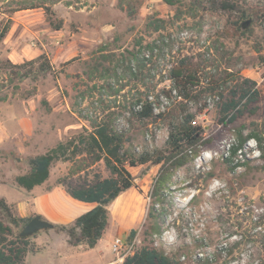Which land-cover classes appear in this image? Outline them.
Segmentation results:
<instances>
[{"label":"rangeland","instance_id":"374dc122","mask_svg":"<svg viewBox=\"0 0 264 264\" xmlns=\"http://www.w3.org/2000/svg\"><path fill=\"white\" fill-rule=\"evenodd\" d=\"M40 1L0 0V23L12 20L0 43V62L22 63L45 54L56 69L19 79L0 68V199L12 206L13 216L40 214L51 223L69 225L93 206L78 203L57 183L74 171L71 180L80 182L82 159L56 162L48 181L31 191L15 181L29 171L30 157L93 124L112 122L125 134V148L140 153L165 148L170 124L195 112L196 123L214 144L169 172L164 201L155 205L162 234H150L156 220L148 217L162 164L147 163L129 167L135 186L109 206L110 225L96 248L73 246L54 227L27 237L26 263L123 264L113 243L121 238L131 244L128 234L136 228L134 250L152 243L182 264H264V0H180L176 5L164 0H55L60 29L50 24L43 8L12 11ZM225 1L237 10L212 7ZM242 11L248 16L242 18ZM160 19L164 21L157 23ZM159 23L163 26L156 30ZM127 50L139 55L131 62L133 74L124 60ZM182 59L199 78L190 87L196 95L191 101L178 95L170 79V70ZM244 78L257 82L259 100L235 123L221 124L218 97L209 88L227 92ZM138 98L154 101L155 113L163 115L141 119ZM239 127L245 133L256 130L262 149L249 140L234 157L233 164L242 165L231 170L225 157ZM94 172L110 175L103 161L90 168L89 179ZM22 201L23 211L18 207ZM0 217L16 235L22 231L24 224L10 222L1 205Z\"/></svg>","mask_w":264,"mask_h":264},{"label":"trees","instance_id":"16d2710c","mask_svg":"<svg viewBox=\"0 0 264 264\" xmlns=\"http://www.w3.org/2000/svg\"><path fill=\"white\" fill-rule=\"evenodd\" d=\"M166 3L176 5L180 0H164ZM55 0H43L40 2H27L12 11L23 9L43 8L49 18L50 24L56 29L62 27V20H56V11L53 7ZM215 10L229 9L230 12L237 10V7L230 2L213 4ZM247 13L242 11V18L247 17ZM164 20H157L158 22ZM11 18L0 23V43L5 38L11 28ZM238 27L241 28L239 23ZM163 26L159 23L155 25L158 30ZM142 45V41H137ZM106 47V46H103ZM128 56L124 60L129 61L127 70L133 72L132 60H139L138 53L127 50ZM138 52H141L139 50ZM105 59L109 55L103 56ZM75 58L68 61H74ZM144 59V58H142ZM122 60V61H124ZM0 68L10 69L16 73L19 79L37 76V73L47 75L55 73L56 69L45 54H41L33 59L22 63H14L7 59L0 62ZM36 78V77H35ZM170 79L175 87L179 89L178 95L184 100L196 99L190 87L197 85L199 78L196 72H192L190 64L182 59L181 62L170 70ZM218 97V122L224 125L235 123L239 117L244 115L248 106L259 100L260 89L257 82L250 78L238 81L227 92L225 90H215ZM165 94L168 93L164 90ZM4 97L0 95V100ZM136 105L141 107L136 114L141 119L151 118L155 115H163L162 112L155 113V103L149 98L145 100L138 98ZM196 113L186 112L181 119L173 121L169 126V135L166 147L153 151L136 152L125 148V134L118 130L112 122L102 121L92 125L91 129L84 128L66 140L58 142L47 152L32 156L28 163L30 169L24 174L16 176L15 181L19 187L28 191L43 185L48 181L51 167L59 161L77 164L79 160L86 164L80 166V171H84V176L80 182L74 184L72 175L76 171L59 177L57 183L63 186L66 192L74 199L85 203L95 204L92 208L78 215L72 224H54V227L61 229L68 236V241L73 246L85 245L90 249L97 246L99 241L105 236L109 228L110 210L109 206L124 192L135 186L134 176L129 167L144 165L147 163L162 164L160 177L152 192V204L149 208L148 217L156 220L161 214L156 213V204L164 201V189L172 172L188 161L200 155L204 147L212 146L214 140L206 138L204 128L196 123ZM235 137L229 147V155L225 157V163L231 170L242 164L234 163V157L246 146L247 142L255 139L262 149L263 138L256 130L245 133L243 127L235 128ZM103 161L110 175L103 177L99 172H94L91 179L88 178L90 168ZM78 173V172H76ZM0 205L5 209L8 220L16 225L24 224V227L34 217H16L12 214V206L4 199H0ZM159 216V217H158ZM23 227V228H24ZM150 234H162L159 223L156 222L150 227ZM138 233V229L132 228L128 234V240L133 241ZM29 238L21 237L20 233L15 234L11 223L0 217V264H27L26 255L30 250ZM123 264H182V262L165 251L160 250L154 244H144L137 248L132 254L126 256Z\"/></svg>","mask_w":264,"mask_h":264},{"label":"water","instance_id":"95a60500","mask_svg":"<svg viewBox=\"0 0 264 264\" xmlns=\"http://www.w3.org/2000/svg\"><path fill=\"white\" fill-rule=\"evenodd\" d=\"M54 228V223L45 220L42 215L34 216L20 232L21 237H29L41 230Z\"/></svg>","mask_w":264,"mask_h":264},{"label":"built area","instance_id":"2783aa9c","mask_svg":"<svg viewBox=\"0 0 264 264\" xmlns=\"http://www.w3.org/2000/svg\"><path fill=\"white\" fill-rule=\"evenodd\" d=\"M141 107V105L137 106V110ZM123 246H125L123 248ZM113 249L115 252L118 253L119 256H121L119 258V260H125L126 256L132 254L135 250L133 249V243L131 242V244L126 243L124 240H122L121 238H117L115 240V242L113 243ZM125 251V253L123 254V256L121 255L122 252Z\"/></svg>","mask_w":264,"mask_h":264},{"label":"crops","instance_id":"0c3cea01","mask_svg":"<svg viewBox=\"0 0 264 264\" xmlns=\"http://www.w3.org/2000/svg\"><path fill=\"white\" fill-rule=\"evenodd\" d=\"M73 199H74V198H73ZM75 200H76V199H75ZM76 201H77L78 203H80V204H83V205H93V206L95 205V204H93V203H87V204H85V202H81V201H79V200H76ZM24 203H25V202L22 201V202L19 203V205H18V207H19V209H20L21 211H23V209L25 208ZM93 206H92V207H93ZM92 207L86 208V211H87L88 209L92 208ZM102 239L104 240V237H103ZM102 239H101V240H102ZM101 240H100V241H101ZM100 241H99V242H100ZM97 245H98V244H97ZM96 247H97V246H96ZM96 247H95V248H96Z\"/></svg>","mask_w":264,"mask_h":264}]
</instances>
